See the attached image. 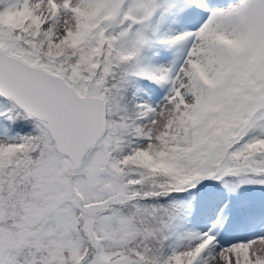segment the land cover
Returning a JSON list of instances; mask_svg holds the SVG:
<instances>
[{
    "label": "snow or ice",
    "instance_id": "obj_1",
    "mask_svg": "<svg viewBox=\"0 0 264 264\" xmlns=\"http://www.w3.org/2000/svg\"><path fill=\"white\" fill-rule=\"evenodd\" d=\"M0 264H264V0H0Z\"/></svg>",
    "mask_w": 264,
    "mask_h": 264
}]
</instances>
